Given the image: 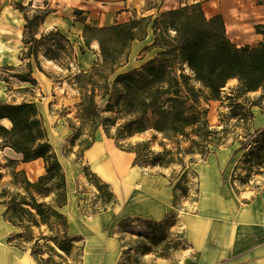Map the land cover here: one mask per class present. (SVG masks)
<instances>
[{
  "label": "trees",
  "instance_id": "1",
  "mask_svg": "<svg viewBox=\"0 0 264 264\" xmlns=\"http://www.w3.org/2000/svg\"><path fill=\"white\" fill-rule=\"evenodd\" d=\"M15 5L25 12L26 19L22 59L33 57L40 68L41 53L70 69L71 63L78 60L74 43L59 29L44 33L40 38L30 35L36 16L30 17L27 6L22 3L16 2ZM48 12L49 10H42L43 20ZM142 26L143 37H140ZM150 30L156 36L151 48L157 47L159 51L142 67L120 73L116 77V83L124 87L125 103L131 107L129 110L132 114H138L129 123L131 131L144 132L152 128L163 136L161 151H151L149 143L143 142L145 153L141 164L162 168L179 166L184 169L187 167V157L189 162L196 163V155L205 159L210 152V145L217 147L221 144L224 138L221 136L222 132L212 128L208 121L209 101L222 99L223 88L229 80L236 78L244 92L262 91L264 94V40L256 46L236 45L227 35L222 16L217 14L207 17L200 3L182 5L161 11L157 15L132 18L111 26L100 27L87 23L83 39L86 46H90L94 39L100 45L101 58L95 61L94 66H101L110 70L109 73H114L127 61L131 42L144 39ZM171 31L175 32L174 35H171ZM256 31L264 35V23L257 24ZM93 34L97 36H92ZM80 53H85L83 46H80ZM186 66L190 73H185ZM7 68L12 69L14 66ZM13 76L35 82L31 62L27 63L25 74ZM141 92L143 94H139ZM94 94L92 88L88 107H92L95 112ZM4 118L9 119L11 125L7 127L0 124L2 146L21 154L22 162L42 159L45 167V172L36 181H31L25 170L17 171L15 166L11 172L12 184L19 190H12L9 186L0 190V204L6 207L4 218L24 230L22 234L9 237V242L14 238H21L25 242L36 238L31 254L38 264H46L52 258L43 257L44 247L60 257L57 249L64 255L71 256L78 248L76 243L81 238L69 233V219L62 210L69 200L67 173L50 142L42 113L34 101L9 103L0 99V119ZM260 131H264V127L247 133L245 138L249 140ZM185 143L188 146H183ZM168 144L171 145L170 148L167 147ZM256 144L260 151L264 150V133L263 139L256 141ZM245 145L241 142L239 149L245 148ZM9 161L18 163L15 159ZM257 161L259 165L264 164L263 153L258 155ZM134 162H139V155ZM19 175H23V178L19 179ZM170 180L173 181L171 177ZM190 183L193 184L188 179L187 171L175 184L172 182L175 207L181 208V194L188 197ZM234 185L235 179L232 186L238 192ZM98 187L107 188L102 208L114 205L116 197L109 190V185ZM173 216L175 212H171L160 222L144 221L151 225L167 221ZM127 220L129 219L121 221L119 226ZM33 225L46 226L49 234L41 231L34 236ZM40 240H44L45 244H40ZM16 245L24 248L23 245Z\"/></svg>",
  "mask_w": 264,
  "mask_h": 264
},
{
  "label": "crops",
  "instance_id": "2",
  "mask_svg": "<svg viewBox=\"0 0 264 264\" xmlns=\"http://www.w3.org/2000/svg\"><path fill=\"white\" fill-rule=\"evenodd\" d=\"M16 2L25 6L31 2L33 5L47 4L49 12L43 20L45 26L59 29L80 46H83L87 23L111 26L140 14L155 15L192 3H200L207 17L220 14L228 37L236 45L256 46L264 40V35L256 31V25L264 23V3L260 0H0V69L31 62L35 79L33 84L20 79L9 81L12 76H0V99L9 103L35 101L44 118H47L46 109L60 117L67 89L60 76L63 70L56 61L43 57V69L60 76L59 81L54 80L39 69L33 57L22 59L26 19L25 12L15 5ZM148 39H143V48L151 43ZM135 41L141 40L133 41V52L140 47ZM84 56L83 61L78 56L77 68L86 70L95 58L91 54ZM0 124L10 127L11 121L0 119ZM1 142L0 138V162L20 159L21 154L2 146ZM84 155L91 169L111 185L116 197L112 211L87 217L83 222L70 219L65 213L69 219V233L81 238L84 245L85 264H100L93 263L94 257L100 258L101 264L118 263L122 243L113 228L119 219L136 217L160 222L171 212L180 213V225L188 243L184 264H264V192L249 200L240 199L232 185H222L221 167L226 164L217 159L199 164L195 168L198 192L194 207H190L187 199L184 206L178 208L174 205L169 171L159 166L135 164L134 153L117 148L114 140L104 132L97 134ZM39 160L42 159L20 161L17 167ZM67 182L69 203L74 185L68 175ZM15 248L17 255L14 254L13 264H37L29 251ZM5 263L3 259L1 264Z\"/></svg>",
  "mask_w": 264,
  "mask_h": 264
},
{
  "label": "rangeland",
  "instance_id": "3",
  "mask_svg": "<svg viewBox=\"0 0 264 264\" xmlns=\"http://www.w3.org/2000/svg\"><path fill=\"white\" fill-rule=\"evenodd\" d=\"M260 2L264 3V0H260ZM42 10H49L47 4L33 5V2H31L27 6L28 15L30 17L36 16L31 26L30 35H35L37 38L51 30H57L45 26L43 18H41L43 16ZM143 16L146 15L140 14L134 18H142ZM140 31V37H143V26ZM174 33V31H171V35H174ZM92 36L97 35L93 34ZM145 38H149L148 40L151 43L143 48V38H140V42L135 41V44H140V47L135 49L134 52L132 48L133 41L131 42L127 61L123 66L117 68L114 73H109L110 70L101 66H94L95 61L101 58L100 45L94 38L90 46H86L84 41L82 42L86 53L82 54L83 56L80 53V44L72 41L80 61H83L84 55L91 54L94 56V62L88 69L77 68L79 60L71 63L70 69L59 64L63 70L60 76L65 81L66 85L64 86L67 87L64 93L65 101L60 107V117L54 116L49 113V109H46L47 118H44L43 114L42 118L50 142L59 154L67 175L73 181L74 187L71 191L70 202L63 211L70 219H78L83 222L87 217L113 210L114 205H109L106 209L102 208L103 198L106 197L104 193L107 192V188L100 189L98 187L108 183L103 181L85 161V150L96 139L99 132H104L111 137L119 149L136 150L138 153L132 152L135 158L139 155L137 164L140 166H143L141 163L145 153L143 151L144 141L149 143L151 151L163 150L161 145L162 133L152 128L144 132L131 131L132 128L129 127V123L138 114H132L131 107L125 103L123 85L116 83V77L120 73L142 67L159 51L157 47L151 49L156 38L152 30ZM55 39H58V36H55ZM43 57L40 53L39 69L50 75L52 79L59 81V75L57 76L55 73H49L43 69L42 62L45 61ZM7 67L9 66L0 69V76L4 78L12 76L9 81H18L19 78L13 75L27 72V65L25 64L14 66L12 69ZM185 73H190L187 66ZM92 88L95 92V112L92 107H88ZM135 106L138 107V105ZM208 121L212 128L222 132L221 136H224V138L220 142L221 144L217 147L210 145V152H208L205 159L201 158V155H196L195 157L198 159L196 163L189 162V157H187V167L184 169L179 166L165 168L169 171L173 184L182 177L185 171H187L188 179L193 182V184L190 183L191 188L188 197H184L179 192L181 194L180 207L184 206L183 202L187 199L190 202V207H194L198 187L196 169L199 164H203L209 159L213 162L217 159L219 163L226 164L221 167L222 185L230 187L233 179H235L234 186L238 190V192H235L240 199L246 198L245 200H249L258 193L264 192V164L259 165V161H257L259 154L263 153L264 155V150L260 151L256 144V141L263 139L264 131H260L249 140L245 138L247 133H253L256 129L264 127L263 92H244L236 78L229 80L223 88L222 99L209 101ZM241 142L246 144L243 149H239ZM183 146H188V143L183 144ZM167 147L170 148L171 145L168 144ZM21 160L22 155L18 159V163L10 162L9 159H4V163L0 162V190L4 186H9L12 190H19L17 186L12 184L11 172L15 166L19 165ZM16 170H25L27 177L31 181H36L45 172V167L43 161L39 160L23 164L22 167L18 166ZM22 178L23 175H19V179ZM109 190H112L111 185H109ZM5 209V205H0V264L3 263V259L6 260L5 264H13V259L17 255L16 244L23 245L24 248L27 247L24 249L17 246L19 249L31 253L36 238L29 242H25L21 238H14L12 242H9V237L18 233L22 234L24 230L14 226L4 218ZM124 219L129 220L119 226V223ZM124 219H119L117 225L113 228L122 243L117 264H184L186 252L189 248L180 225L179 212H175V216L170 217L167 221L152 223L151 225L145 222L143 218ZM32 229L34 236L39 235L41 231L49 234L46 226L37 227L33 225ZM49 242L53 244L51 241ZM39 243L43 245L45 241L40 240ZM76 246L78 248L74 250L71 256L64 255L61 250L57 249L58 254L61 255L60 257L45 247L42 255L44 258L52 257L46 264H85L84 245L80 241L76 243ZM93 260V263L98 262L101 264L100 258L94 257Z\"/></svg>",
  "mask_w": 264,
  "mask_h": 264
}]
</instances>
